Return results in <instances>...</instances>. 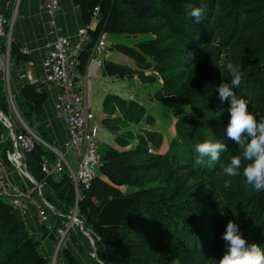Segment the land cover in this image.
Listing matches in <instances>:
<instances>
[{"label":"trees","instance_id":"1","mask_svg":"<svg viewBox=\"0 0 264 264\" xmlns=\"http://www.w3.org/2000/svg\"><path fill=\"white\" fill-rule=\"evenodd\" d=\"M72 2L79 9L82 25L92 20L97 9L95 27L88 29L90 41L78 57L81 72L102 33L150 35L132 46L112 45L131 57L137 69L106 60L103 72L120 78L136 74L142 82L158 76L161 85L155 98L176 100L186 109L174 112L175 135L164 150L159 149L161 134L155 130L136 133L138 141L130 145L133 132L128 129L117 134L121 128L130 123L147 125L153 117L136 100L105 95L103 121L115 133L120 148L105 151L77 209L94 244L74 226L68 234L78 244L77 253L70 246H61L56 263L86 264V253L87 260L96 264L94 253L104 264H219L227 246L222 234L230 220L238 225L247 244L264 249V190L256 192L242 174L229 177L223 172V166L242 150L227 136L229 104L218 96L219 84L231 80L225 65L232 62L241 75L240 86L233 89L236 96L246 101L258 122L264 118V0ZM195 7L204 12L199 23L190 15ZM21 46L12 40L10 56L15 65L33 60L32 55L21 52ZM145 70L157 75H145ZM17 98L25 120L40 118L36 132L43 139L50 135L53 142L43 123L47 118L46 92L36 91L35 83L24 80L19 83ZM0 109L7 115L2 80ZM2 131L7 128L0 121ZM205 141L226 146L218 162L209 164L206 157L204 164L196 163L195 145ZM5 144L0 148L7 149ZM42 155L53 158L39 144L25 152L27 170L39 182L44 178ZM226 181H231L230 186H224ZM123 185L136 190L124 192ZM45 187L46 194L42 193L60 215L50 213L54 228L48 231L42 225L39 238L27 229L18 211L0 198V264H51V253L42 252L41 242L49 236L55 244L57 228L64 227L65 215L73 206L74 190L67 174L49 175Z\"/></svg>","mask_w":264,"mask_h":264},{"label":"built area","instance_id":"2","mask_svg":"<svg viewBox=\"0 0 264 264\" xmlns=\"http://www.w3.org/2000/svg\"><path fill=\"white\" fill-rule=\"evenodd\" d=\"M18 5L16 1L7 10L0 5V17L4 21L0 23V80L3 82L8 109L7 115L2 113L12 127V131H8L12 149L0 148V198L5 199L21 215L33 209L39 223L52 231L50 213H60L42 193V188L49 175L67 174L73 186L74 202L65 215L67 221L64 227L57 229L54 251L51 253V263L55 264L59 249L69 235V229L76 226L82 233L88 234L83 225H79L81 220L77 216V209L78 202L90 188L101 163L96 138L99 122L92 112L91 78L102 65L97 56L103 48L106 34L99 36L91 49L86 68L81 72L78 57L90 41L88 29L95 27L97 9H94L92 20L78 28L72 38L62 32V27L57 22L61 9L60 0H40L37 14L45 30L44 43L40 47L43 54L38 64V75H25L28 82L35 83L36 91L46 92L47 101L51 105V118L59 122L63 129L64 137L61 142L49 143L21 115L17 98L19 88L14 91L10 81V45ZM21 52L32 55L33 50L22 45ZM5 141L6 138L0 133V144ZM35 144L42 145L53 155L52 159L41 156L40 167L44 178L40 182L27 170L25 161V152L30 151Z\"/></svg>","mask_w":264,"mask_h":264},{"label":"rangeland","instance_id":"3","mask_svg":"<svg viewBox=\"0 0 264 264\" xmlns=\"http://www.w3.org/2000/svg\"><path fill=\"white\" fill-rule=\"evenodd\" d=\"M150 35L147 34H138L136 36H127L125 34H106L104 39V45L102 50L100 51L99 55L97 56V59H100L102 62L101 67L98 69L97 73L91 78V94H92V112L95 115V119L99 122V128L96 133V138L98 141V155L101 158L105 151L109 147H116L120 148L119 145L115 142V133L109 130V128L106 126V124L103 121V117H105V111L103 109V100L106 94L113 93L117 94L120 97L126 99V100H136L140 104H142L145 108L146 114H149L153 117V121L149 124H145L144 122L134 124L130 123L126 127H122L121 130L117 133L120 134L125 130H131L133 132V139L130 143V145H134L137 143V138L135 136L136 133L141 134L143 129L148 130H155L161 134V145L159 147L160 150H164L167 148L170 139L175 135L174 131V121L176 119L175 111L177 109H186L185 106H182L181 103L177 102L173 99H157L155 98V92L161 85V78L156 76V79L154 81L150 82H142L136 74L132 76H126L124 78L116 77V76H110L107 74H104L103 72V62L106 60L113 61L115 63H118L120 65L137 69V65L135 64L134 60L114 48H112V45L114 43H123L126 45L132 46L135 42L143 39L149 38ZM27 63V62H26ZM24 65V64H23ZM22 65V67H23ZM19 65H15L13 62L10 63V74L12 81L13 78V70H16L17 72L21 69L24 70L22 74H25V68H22ZM25 67V66H24ZM15 68V69H14ZM145 75H157L155 71L153 70H145ZM16 79H20V81L27 80V77H20L17 76ZM12 84V82H11ZM50 105L49 100L46 103V107ZM20 109V108H19ZM45 115H48V113ZM44 115V116H45ZM30 121L27 119V122H31L32 124H40V118L32 116L29 118ZM50 119V118H49ZM48 120V117H47ZM51 121V119H50ZM44 123V122H43ZM4 135L7 142L5 141V147L7 149H12L11 146V140L8 137V130L0 132ZM50 134V133H49ZM46 140L52 142V137L50 138V135H47L45 137ZM53 141H57L54 140ZM151 146V145H150ZM4 148V147H3ZM153 148V147H152ZM156 150V149H154ZM157 151V150H156ZM75 165V164H74ZM29 166H32L29 163ZM96 173H98V168L96 169ZM122 191L124 192H130L133 190H136L135 187L123 185L121 186ZM42 191L44 194H46L47 188L43 186ZM5 200V199H4ZM19 213V212H18ZM20 217L22 215L19 213ZM58 224V221H57ZM54 226L52 227V229ZM62 228V227H60ZM37 238H39L41 235H35ZM77 241L81 243V237H79L77 234ZM51 240V239H50ZM70 241L72 242L70 244ZM52 246L48 249L50 250V253H53L54 251V240L50 243ZM71 246V249L74 251V253H77V243L73 242V240L70 238L67 243H63L62 246ZM84 259H86V264H91L89 259L87 260L86 253L83 254ZM58 264V263H56Z\"/></svg>","mask_w":264,"mask_h":264},{"label":"clouds","instance_id":"4","mask_svg":"<svg viewBox=\"0 0 264 264\" xmlns=\"http://www.w3.org/2000/svg\"><path fill=\"white\" fill-rule=\"evenodd\" d=\"M190 15L197 23L204 15L200 7L191 8ZM0 17V23H3ZM231 76L230 82L220 83L218 96L220 101L228 102L229 122L226 128L227 136L241 147V155L233 156L230 162L223 166L226 176L236 177L243 175L246 184L256 192L264 190V118L259 122L248 110L244 99L238 98L234 92L241 84L239 68L232 62L225 65ZM197 154L196 163L204 164L205 158L213 164L220 160L221 152L226 151V146L220 142L205 141L198 143L194 148ZM231 181L225 182V187L230 186ZM226 242V250L219 260V264H264V249L255 243L247 244L242 238L238 225L229 221L222 234ZM96 264H104L100 255L94 254Z\"/></svg>","mask_w":264,"mask_h":264},{"label":"crops","instance_id":"5","mask_svg":"<svg viewBox=\"0 0 264 264\" xmlns=\"http://www.w3.org/2000/svg\"><path fill=\"white\" fill-rule=\"evenodd\" d=\"M18 1V14L13 30V40L20 42L22 45H26L33 50V60L18 64L20 67L25 68V74L36 76L38 75V64L42 56V49L40 48L44 43L45 30L41 23V18L37 14L39 12L40 0H1L0 5L2 9H10ZM61 9L57 15L58 25L62 27V32L68 34L73 38L77 29L82 26L80 12L77 6H75L72 0H60ZM25 66V67H24ZM15 69V68H14ZM23 69L20 71L13 70L12 87L14 91L19 88L20 79H16L17 76L26 77L27 75L22 74ZM48 120L46 118L44 124L53 135V139L56 142H61L64 137V132L59 122L51 118V105L47 107ZM51 121H50V119ZM26 224L27 229L34 235H43L42 225L39 223L36 217L35 211L31 209L26 214L22 215ZM49 223L54 226V220L49 216ZM60 228V227H58ZM57 228V229H58ZM40 236V237H41ZM69 235L64 240V244L69 241ZM53 240H50L49 236H46L41 242V250L44 254H49L48 250L52 245L50 244ZM72 242L70 241V244ZM70 246V245H68ZM71 247V246H70ZM59 264H64L60 261Z\"/></svg>","mask_w":264,"mask_h":264},{"label":"water","instance_id":"6","mask_svg":"<svg viewBox=\"0 0 264 264\" xmlns=\"http://www.w3.org/2000/svg\"><path fill=\"white\" fill-rule=\"evenodd\" d=\"M0 121L7 126L8 131H12V127L11 125L8 123L6 117L4 116V114L2 113V111L0 110ZM79 225H82V221H79ZM88 236V238L90 239L91 243L94 244V240L92 239V236L89 234H86ZM53 264V263H51Z\"/></svg>","mask_w":264,"mask_h":264}]
</instances>
